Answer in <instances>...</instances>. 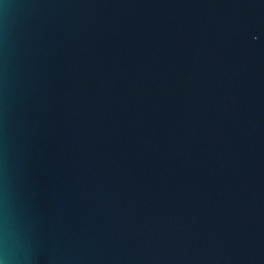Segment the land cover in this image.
Masks as SVG:
<instances>
[{"label": "water", "instance_id": "water-1", "mask_svg": "<svg viewBox=\"0 0 264 264\" xmlns=\"http://www.w3.org/2000/svg\"><path fill=\"white\" fill-rule=\"evenodd\" d=\"M0 264H264V0H0Z\"/></svg>", "mask_w": 264, "mask_h": 264}]
</instances>
